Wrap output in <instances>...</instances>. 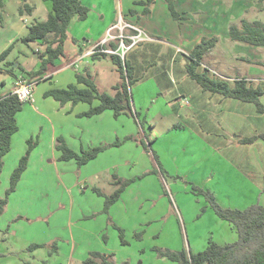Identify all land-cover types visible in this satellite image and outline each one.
<instances>
[{"label":"rangeland","instance_id":"374dc122","mask_svg":"<svg viewBox=\"0 0 264 264\" xmlns=\"http://www.w3.org/2000/svg\"><path fill=\"white\" fill-rule=\"evenodd\" d=\"M15 2L3 0L0 21L18 17ZM174 2L181 15L183 7L190 11L197 4V0L196 3L194 0ZM206 2L212 9L216 4L224 8L223 19L230 20L231 25L240 26L242 18L250 23H264V0ZM162 5L171 17L165 0H161L160 10ZM244 8V17L237 19V13ZM199 15L201 12L194 16ZM164 17L157 13L155 19L159 34L154 36L163 43L155 46L147 57L150 61L153 59L150 68L142 62L145 52L126 54L122 58L131 66L136 59L140 63L130 87L137 117L122 115L110 120V125L105 122L100 134H92L93 130L87 127V140L97 141L89 149H106L86 168L61 162L59 153L54 155L50 151L52 110L39 102L42 86L37 89V102L33 106L24 103L17 116L21 132L15 141L14 157L18 158L21 150L26 153L30 141L31 168L15 192L8 196V204L0 217V264H83L89 256L83 257L86 250L90 245L97 246L96 232H102L101 241H108L111 254L119 264H175L160 257L158 250L197 254L206 250L211 241L220 245L238 241L231 224L216 215L207 193L225 209L264 206V141L257 140L252 145L238 143L239 139L264 133V115L257 112L254 104L238 100H230L225 107L207 103L196 95L191 100L187 93L189 85L199 86L184 73L182 59L187 60L189 46L180 43L176 48V53L178 49L182 51L178 54L180 58L171 62L170 50L163 45L165 41L180 42L177 27L184 23L172 19L168 22ZM195 22L191 24L192 30L199 25ZM226 22L222 31L217 30L219 46L212 49V55L211 52L206 55L200 71L207 69L210 76L227 80L231 85L237 79H247L254 87L264 90V48L231 41L227 35L230 23ZM123 24L134 25L124 19ZM135 33L128 28L124 30L125 36ZM5 36L10 34L0 26V55L11 46ZM130 44L127 40L126 46ZM25 45L22 41L15 45L16 55ZM249 48L255 49L247 55L254 60L244 55ZM110 61L101 64L97 77L98 88L107 94H113L111 86L116 80L121 82ZM5 79L12 87V77ZM261 102L264 105V96ZM189 103L193 104V110L189 109ZM56 118L58 122L53 124L57 132L65 136L73 134L72 119L63 122L58 115L53 116ZM109 128L111 136L107 138ZM115 143L120 144L113 146ZM11 163L13 159L9 158L0 178V200L7 197L10 188L14 171ZM95 173L100 175L99 179ZM117 179L129 180L130 184L107 213L105 198L95 189L111 196L118 188ZM98 208L102 210L95 212ZM111 210L114 215L110 214ZM103 215L110 220V227L100 231L103 220L99 219ZM118 228L124 231L127 245L121 243ZM33 246L40 247L31 249Z\"/></svg>","mask_w":264,"mask_h":264},{"label":"trees","instance_id":"16d2710c","mask_svg":"<svg viewBox=\"0 0 264 264\" xmlns=\"http://www.w3.org/2000/svg\"><path fill=\"white\" fill-rule=\"evenodd\" d=\"M52 4V10L47 21L35 23L29 27L28 35L22 42L29 44L42 41L46 47L41 54V64L37 71L28 72L27 76L36 80L43 76L49 67L54 66L59 59L70 62L71 58L65 51V44L69 40L68 29L71 22L77 18L81 21L88 16L89 9L82 4L81 0H44ZM158 0H139L134 2L135 7H142L144 16L151 13L153 6ZM169 12L176 22L182 23L184 20L175 7L174 0H165ZM3 8V0H0ZM33 8L28 4L23 5L20 14H31ZM129 14L137 15L135 9H131ZM229 38L233 42L247 44L257 48H264V23L255 21L250 23L242 20L239 25H231ZM217 38H203L199 44L187 56L186 72L187 76L196 82L204 92L212 95H220L224 99L238 100L244 103L254 104L259 114L264 115V105L261 102L264 90L261 87H254L247 79H237L231 83L227 80L215 79L210 76V72L205 69L200 71L206 55L217 45ZM11 48L4 51L0 56V62L9 55ZM98 55L93 56L96 58ZM92 57V58H93ZM101 57H110L112 63L117 66L121 82L113 87L114 94L101 92L93 80L89 71L77 73L78 84H83L85 88H79L71 84L66 89H52L44 94L46 98L51 97L61 105L71 103L73 106L79 103H87L90 109L82 114L83 117L98 116L106 111H112L115 118L122 115H136L132 106L130 87L135 82L133 80L134 68L118 55L102 54ZM98 101V106L94 102ZM24 102H21L14 94L0 96V174L3 169V158L10 152L13 136L19 131L17 121L18 114L22 111ZM257 140L264 141V133L250 138L238 140L240 145H252ZM29 148L26 155L20 159L18 167L13 171L10 178V188L6 198L0 200V217L4 214L8 204L7 198L15 192L22 175L27 170L32 144L28 141ZM120 143H115L117 146ZM57 150L61 153L59 158L62 162L76 161L79 167L85 166L95 160L106 148L98 147L93 149H83L76 153L70 149L62 138L57 139ZM130 184V181L117 179L115 185L117 190L111 196H105L99 189L95 192L105 198V210L107 213L112 205L119 201L122 194ZM207 198L211 203L216 215L231 224L238 235V241L233 244L220 245L210 242L203 252L192 254L186 251L171 252L158 250L159 256L167 258L176 264H264V206L259 204L248 207L245 210L222 208L216 199L207 193ZM116 227V226H115ZM117 228V227H116ZM119 229V228H118ZM120 240L123 245L125 241L124 231L119 229ZM39 248L33 246L31 249ZM114 255L103 252H91L83 264H116Z\"/></svg>","mask_w":264,"mask_h":264},{"label":"crops","instance_id":"0c3cea01","mask_svg":"<svg viewBox=\"0 0 264 264\" xmlns=\"http://www.w3.org/2000/svg\"><path fill=\"white\" fill-rule=\"evenodd\" d=\"M81 1H82V4L89 9V13L85 20L81 21L75 18L69 26V29H68L69 40L65 44V51L70 56L71 61L67 62L64 59L57 60L54 66L49 67L47 72L43 76H40L39 78H37L36 80L30 79V77L27 76V73L32 72V71H37L40 68V64H41L40 56L45 50V47H46L45 43L42 41H36V42L29 43L25 45L24 48L18 50L19 55H16L15 53L16 52L15 45L19 41H22V39H24L28 35L29 27L32 24L42 23V22L47 21L48 16L52 10V4L44 0H16L15 3L18 8L17 9L18 17L15 19L10 18L9 20L6 18L5 21H0V26L3 29V31H5V33L10 34L9 37L5 36V38L7 39L9 38L8 45L11 44V46L8 48V49L11 48L9 55L5 58V60L0 62V96H6L11 93L13 94L16 89V84L20 79H25L28 82H36V85L34 86L32 101L29 102L31 106H33V104L37 102V98H36L38 96L37 89L42 86L41 95L38 97L39 102L42 104V106L44 104L49 105L50 109L52 110V114L50 116L52 120H49V121H52L53 135L49 143V148H50V151L54 155H56V153L58 152L59 158L61 156V153L56 148L58 137L61 136L70 149H72L76 153H80L83 149H89L92 146L97 145L96 140H93V141L91 140V142L87 140V136H85V132H87L86 130L87 127H90V129L93 130L92 134L94 133L100 134L101 132H103L101 130L105 129L104 128L105 122H109L108 125H110V120H117L118 118H115L112 111H106L94 117H83L82 114L84 112H87L90 109L89 104L79 103L78 105L73 106L71 103H68L65 105H61L59 102L55 101L51 97H48V98L44 97V94L56 88L66 89L71 84L77 85L79 88H85L83 84H78L77 79H76L77 73H84L85 71L90 72L93 80L96 83L97 77L99 76V73H98L99 68L103 67L101 64H105L103 62L110 61V57L103 58L101 57V55H98L96 58L94 57L93 58H83V55L91 47L101 43L107 37L108 30L116 25H120L123 19L134 24L135 27L141 29V31H143L144 33L143 37L145 36L144 37L145 40L137 44L132 49H130L127 52V54L132 55L139 51L145 52L146 54L143 56L142 62L146 68H150L153 59L150 61L149 58L147 57L153 53L151 51H153L155 46L160 45L159 43H163V40L154 36V34L156 35L159 34L157 26H156L157 24L155 22L157 13L161 14V16L162 15L165 16L164 20H167L168 22L171 19L173 20L171 14H170L171 17H168L166 9L163 5H162V9L161 10L159 9V6L161 5V0L157 1V3L153 6L151 13L147 16H144L142 14L143 12L142 7L134 6V2L139 1V0H81ZM206 1L207 0H197L196 6L194 8H190V11L186 10L184 7L182 10H180L184 17V20L182 21V23L184 24L180 23L181 26L178 25L177 32H176L178 33V35L176 36L177 38H179L180 42H177V44H171L164 40L165 43L163 44L165 46L167 45L166 47L170 50V53H171L170 56L172 57L171 62L177 61L178 58H180V55L176 53V48L178 47L180 43L183 42V44L186 46H189V49L192 51L194 47L197 44H199L203 38H208V39L217 38L218 36L217 30L220 29V31H222V29L226 25V24L224 25V22L226 21L223 19V13L225 12L224 8H221V6L219 7L216 4L215 8L212 9L211 7H207L208 3ZM194 2L196 3V0H194ZM5 3H6L5 5H7L8 1ZM25 4H28L30 7H32L33 11L31 14L21 15L19 10ZM176 7H178L177 3H176ZM131 9H135L137 11V15L135 16L130 15L129 11ZM199 12H201V15H199V17L196 18L194 15H197ZM226 13L229 14L228 12ZM244 14H245V8L241 9L240 12L237 13L236 18L237 19L242 18L244 17ZM195 20L199 22V25L197 27H194V29L192 30L191 24L192 22H195ZM212 21L214 22V24L212 23ZM228 21L226 23L231 22L230 20ZM174 22L176 21L174 20ZM187 25H191V26L186 27ZM230 27H231V23L228 27V31ZM114 34L118 35L120 34V31H115ZM163 34L164 33H162L161 35ZM228 34L229 32L227 33V35ZM219 43H220V40L217 42V45L214 48L215 50L217 49V46H219L218 45ZM239 44H242V43H239ZM31 46H33L32 51L29 50ZM240 46H243V45H240ZM117 47H118V43L111 42L107 48L117 49ZM5 49L6 47L4 46V50ZM253 50L255 49L249 48L245 50L247 54H244V55L248 60L255 59L252 56H251L252 58H249L250 56H247L250 53L255 52ZM121 53H122V50L119 53V56L122 58ZM209 54L212 55L213 52ZM11 57H13V59H11ZM182 60H181L182 65L185 70L184 73L187 75L186 65L188 61L185 59H182ZM132 66L134 68V73L137 74L138 68L140 66V63L138 62L137 59L136 61L135 60L132 61ZM144 66H143V69H144ZM97 67L98 69H96ZM112 70H114L117 74L118 72L117 66H115L114 64L112 65ZM6 77H10V78L12 77V81H11L12 87L11 86L9 87L8 81L5 79ZM137 77H139V75ZM118 83H120V81L116 80L114 84H112L111 86L113 94H114L113 87L117 85ZM96 85L99 87L98 82L96 83ZM199 87H195L194 85H191V84L189 85L190 92H187V93L190 94L191 100L195 99V95H196V97L199 96L200 98L206 99L205 101L207 103L220 105L221 107H225L226 105L230 103V100H232V99H224L220 95H212L211 93L203 92L201 87L199 90ZM2 89L4 90L7 89V90H5L4 92ZM191 90H194L195 94ZM98 104H99L98 101L94 102V106H98ZM189 109L191 110L194 109V106L192 103H189ZM57 115H58V119H61V121L63 122H66V120H69V119H72L73 122H75V125H74L75 127H73L74 128L73 134L68 133V136H65V134L61 132H57L55 125L53 124V121L58 122L57 118L55 120L53 119V116H57ZM38 116H41L43 119L44 118L48 119L47 116H44V115H38ZM107 131H108L107 138L108 137L110 138L111 136L110 128ZM20 132H21V128L19 127V131L12 138L10 152L3 158V169L0 174V178L6 167L5 163L8 162L9 158H11V160L13 159V163H11V165H13L12 169L15 170L20 162V159L26 155L24 150H21L23 152H21L20 156L18 158L14 157L15 156V153H14L15 141L18 140L17 136H19ZM71 140H72V143L69 142ZM99 143L102 144L101 142ZM98 158L99 157H97L95 160H92L91 162L83 166V168H86L92 162H95ZM64 163L77 164L76 161L74 160L69 161V162H64ZM30 164H31V161L28 163L27 170L22 175L21 181H22V178H25V176L29 173V170L31 168ZM99 176L100 175L98 173H95L96 179H99ZM95 183H97V181H95ZM95 186L96 188L97 187L100 188L98 184H96ZM101 210L102 208H98V209H95L94 211L100 212ZM110 214L114 215L112 210L110 211ZM103 216L104 217H100L99 219V220H103L102 221L103 225L100 227V231H103L104 229L108 230V228L110 227V224H109L110 220L108 221L106 215H103ZM101 218H104V219H101ZM95 221H98V218L95 219ZM100 233L102 232L95 233L97 237L96 248H92V245H90L89 249L86 250L87 252L83 254V257H85L87 254H90L91 252H103L106 254H111L110 248L108 246V241L103 243L101 241V236H99ZM114 236L116 239V234L115 235L113 234V238ZM113 260L116 264H119L117 261H115V258H113Z\"/></svg>","mask_w":264,"mask_h":264},{"label":"built area","instance_id":"2783aa9c","mask_svg":"<svg viewBox=\"0 0 264 264\" xmlns=\"http://www.w3.org/2000/svg\"><path fill=\"white\" fill-rule=\"evenodd\" d=\"M121 24L123 27H120ZM134 30L136 33L134 35H124L125 29ZM115 31H120V34H114ZM143 31L141 29L135 27L131 24H123L121 21L120 25H116L110 28L107 32V37L99 44L91 47L84 55L83 58H92L95 55L109 54V55H118L122 50V58H124L127 52L135 47L140 42L144 41ZM131 41L129 46H126V41ZM111 42L118 43L117 49L107 48ZM182 51L180 49L177 50V54H181ZM36 82H28L25 79H20L16 84V89L14 91V95L18 97L21 102L27 103L32 101L34 86Z\"/></svg>","mask_w":264,"mask_h":264}]
</instances>
